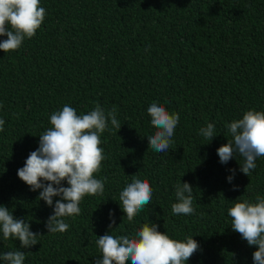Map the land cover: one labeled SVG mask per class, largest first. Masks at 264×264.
<instances>
[{"label":"trees","instance_id":"16d2710c","mask_svg":"<svg viewBox=\"0 0 264 264\" xmlns=\"http://www.w3.org/2000/svg\"><path fill=\"white\" fill-rule=\"evenodd\" d=\"M40 6L46 15L36 34L15 51H0V205L40 236L19 249V241L0 234V253L22 250L23 264H92L111 211L117 235L149 220L170 238L193 235L200 249L186 264H253L255 246L230 228L227 209L232 200L264 196V157L247 177L239 171L242 158L221 164L216 149L231 139L227 123L248 109L264 111V0H40ZM153 101L179 114L168 152L148 146ZM65 104L77 114L96 104L115 107L121 128L109 122L101 134L105 159L96 178L105 181L103 194L85 196L81 213L64 218L68 230L53 234L45 228L53 207L16 173L50 127V114ZM207 123L217 134L210 143L199 135ZM229 169H236L231 183ZM132 175L146 179L153 194L129 222L119 192ZM179 180L193 186L191 216L171 211Z\"/></svg>","mask_w":264,"mask_h":264},{"label":"clouds","instance_id":"9594fccd","mask_svg":"<svg viewBox=\"0 0 264 264\" xmlns=\"http://www.w3.org/2000/svg\"><path fill=\"white\" fill-rule=\"evenodd\" d=\"M46 10L40 0H0V51L19 49L23 41L32 38L44 22ZM2 107V105H0ZM153 134L147 136L148 146L158 153L168 152L173 143L174 130L179 122L178 113H170L153 101L147 107ZM109 122L117 132L121 123L116 118V108L106 111L99 104L87 112L77 114L76 109L65 104L49 116L50 127L39 136L38 147L27 156L23 167L17 169L18 178L31 191H39L38 200L53 207L47 218V233H63L69 228L65 217L78 216L79 207L85 196L102 195L104 179H97L102 161L105 159L101 145V134L109 130ZM5 120L0 118V131ZM231 139L216 149L221 164H227L239 156L242 163L239 171L247 177L256 168L258 157H264V111L248 109L241 118L226 125ZM199 135L210 143L216 136L213 123L199 129ZM205 143V144H208ZM227 181L234 179L236 169ZM66 182L67 186H64ZM233 190H238L233 185ZM153 190L146 179L132 175L119 192V205L129 222L152 201ZM175 202L171 205L174 215L194 214L193 186L180 180L174 185ZM53 197H58L53 206ZM227 209L231 218L230 228L239 233L248 246H255L253 264H264V196L232 200ZM96 210V209H95ZM94 210V211H95ZM111 222L105 234L98 237L96 246L101 255L92 264H186L200 245L192 236L183 240L170 238L158 230V225L149 220L142 223L132 234L117 235L113 227L115 220L109 212ZM0 234L4 240L19 241V249H29L38 243L39 233L30 230L25 218L18 219L12 211L0 205ZM234 256V254H231ZM22 250L0 253L3 264H23Z\"/></svg>","mask_w":264,"mask_h":264}]
</instances>
